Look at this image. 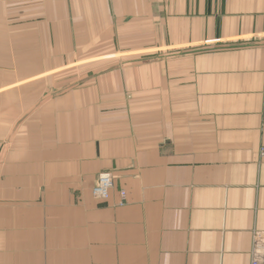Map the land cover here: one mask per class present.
<instances>
[{"label":"crops","instance_id":"1","mask_svg":"<svg viewBox=\"0 0 264 264\" xmlns=\"http://www.w3.org/2000/svg\"><path fill=\"white\" fill-rule=\"evenodd\" d=\"M263 152L264 0H0V264H249Z\"/></svg>","mask_w":264,"mask_h":264},{"label":"built area","instance_id":"2","mask_svg":"<svg viewBox=\"0 0 264 264\" xmlns=\"http://www.w3.org/2000/svg\"><path fill=\"white\" fill-rule=\"evenodd\" d=\"M111 187V172L102 171L98 174V183L95 187L92 188L91 194L95 199L101 198L102 200H105L108 198L109 190ZM120 195L122 198H124L125 192L120 191ZM249 258V264H264V230H254L252 232V244Z\"/></svg>","mask_w":264,"mask_h":264},{"label":"rangeland","instance_id":"3","mask_svg":"<svg viewBox=\"0 0 264 264\" xmlns=\"http://www.w3.org/2000/svg\"><path fill=\"white\" fill-rule=\"evenodd\" d=\"M132 59V61H134V60H137V62H140V63H145V62H148V61H159L158 59H159V57H157V56H144V57H138V58H136V59H133V58H131ZM139 63V64H140ZM106 68H111V67H109L108 66V64L106 65ZM118 74V73H117ZM87 75H89L90 77L93 75L92 73H89V74H86V73H73V79H75L74 80V83H76L77 81H79V80H81L80 78L82 77V76H87ZM110 75H113V74H110ZM120 75H122V74H120ZM117 78V77H116ZM90 79V78H89ZM95 79V78H94ZM118 80H121V78H119L118 77ZM73 90H77V89H73ZM80 90V89H79ZM84 91H87L86 93H88V92H90V91H88V89H85ZM126 92H127V90H126ZM95 95H97V94H95ZM79 96H80V94H79ZM126 96H128V94L126 93ZM95 105H91L90 104V106L89 107H91V108H93ZM90 124H91V122H90ZM93 130V126H91L90 125V132ZM96 200H98V199H96ZM257 230H259V229H257ZM43 250V249H42ZM250 250H251V248H250ZM42 252H44V251H42ZM249 255H250V253H249Z\"/></svg>","mask_w":264,"mask_h":264},{"label":"water","instance_id":"4","mask_svg":"<svg viewBox=\"0 0 264 264\" xmlns=\"http://www.w3.org/2000/svg\"><path fill=\"white\" fill-rule=\"evenodd\" d=\"M97 183H98V177H97V181H96V183H95V185L93 187H95L97 185Z\"/></svg>","mask_w":264,"mask_h":264},{"label":"bare ground","instance_id":"5","mask_svg":"<svg viewBox=\"0 0 264 264\" xmlns=\"http://www.w3.org/2000/svg\"><path fill=\"white\" fill-rule=\"evenodd\" d=\"M98 199V198H97ZM101 199V198H100ZM100 199H98V200H100ZM102 200V199H101Z\"/></svg>","mask_w":264,"mask_h":264}]
</instances>
